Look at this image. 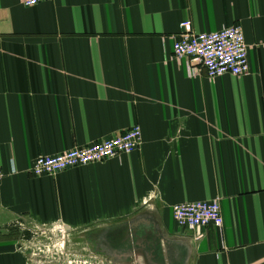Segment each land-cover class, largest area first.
Here are the masks:
<instances>
[{"label": "crops", "instance_id": "obj_1", "mask_svg": "<svg viewBox=\"0 0 264 264\" xmlns=\"http://www.w3.org/2000/svg\"><path fill=\"white\" fill-rule=\"evenodd\" d=\"M183 21L240 26L250 73L188 77ZM133 126L131 154L29 173ZM0 169V264H40L59 229L100 264H264V0H0ZM212 200L221 228L176 225Z\"/></svg>", "mask_w": 264, "mask_h": 264}, {"label": "built area", "instance_id": "obj_2", "mask_svg": "<svg viewBox=\"0 0 264 264\" xmlns=\"http://www.w3.org/2000/svg\"><path fill=\"white\" fill-rule=\"evenodd\" d=\"M52 1L20 0V3L25 8H31ZM176 38L173 57L183 63L188 77L204 73L209 79L225 75L238 78L250 73L248 46L242 28L238 25L212 33H195L191 22L183 21L179 24ZM141 139L140 128L133 126L113 138L83 147H74L55 156H39L33 162L29 173L33 177L54 176L79 167L102 163L137 151ZM4 176L0 169V183ZM172 216L181 229L195 230L207 227L219 229L223 226L221 208L217 200L175 205L172 208ZM59 233L62 237L66 235L63 229L57 230V234ZM35 252L40 255L42 252L40 245L35 247ZM73 264H100V262L80 257L77 261H73Z\"/></svg>", "mask_w": 264, "mask_h": 264}, {"label": "rangeland", "instance_id": "obj_3", "mask_svg": "<svg viewBox=\"0 0 264 264\" xmlns=\"http://www.w3.org/2000/svg\"><path fill=\"white\" fill-rule=\"evenodd\" d=\"M72 245L69 235L62 237L59 233L52 239L43 238L40 242V250L43 252L39 255L40 264H68V262L73 264V261H77L80 257L73 253Z\"/></svg>", "mask_w": 264, "mask_h": 264}]
</instances>
